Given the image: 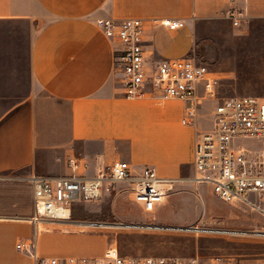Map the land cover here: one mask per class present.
<instances>
[{"label":"crops","instance_id":"1","mask_svg":"<svg viewBox=\"0 0 264 264\" xmlns=\"http://www.w3.org/2000/svg\"><path fill=\"white\" fill-rule=\"evenodd\" d=\"M231 11L241 14L239 25L264 18V0H0V264H33L16 248L33 240L43 258L103 253L91 236L41 231L27 221L28 179L70 174L71 156L85 159L87 176L125 161L133 174L148 167L172 186L193 178L195 140L211 129L217 102L202 101L185 126L183 101L126 98L114 43L96 21H181L176 31L146 27L147 63L197 60V53L200 62L202 43L235 39ZM196 95L205 96L203 84Z\"/></svg>","mask_w":264,"mask_h":264},{"label":"built area","instance_id":"2","mask_svg":"<svg viewBox=\"0 0 264 264\" xmlns=\"http://www.w3.org/2000/svg\"><path fill=\"white\" fill-rule=\"evenodd\" d=\"M241 14L231 11L234 27ZM97 27L114 43V64L122 73L124 96L129 99L158 97L176 99L187 104L182 125H193L196 107L204 100L217 101L211 129L200 133L193 148L194 183L210 187L212 195L224 203L242 204L264 219V98L253 96L217 99L209 68L193 57L164 59L147 63L144 47L146 27L176 31L181 21L164 19H128L121 22L97 20ZM203 84L205 96L197 97V86ZM248 142H261L256 151ZM70 174L31 176L33 215L27 221L35 227L42 224L69 225L75 204L104 202L126 193L141 213L153 216L172 189V180L159 178L145 167L133 174L125 161H115L84 175L87 162L83 157L67 160ZM24 250L33 264H204L196 258L122 256L108 248L99 256H64L43 258L36 252L35 240Z\"/></svg>","mask_w":264,"mask_h":264},{"label":"rangeland","instance_id":"3","mask_svg":"<svg viewBox=\"0 0 264 264\" xmlns=\"http://www.w3.org/2000/svg\"><path fill=\"white\" fill-rule=\"evenodd\" d=\"M235 29V39L202 43L206 58L200 63L212 73L217 99L264 98V18L245 19ZM198 56L197 62L202 59ZM247 145L256 151L263 143ZM79 205L83 207L71 214L73 223L40 224L38 229L91 236L101 242L99 247L103 245L101 252L114 247L122 256L197 257L204 264H264V237L248 234L264 232V219L242 204L219 201L208 186L192 179L173 185L164 204L149 217L126 193L105 202ZM74 223L116 226L79 228ZM97 250L92 247L93 253Z\"/></svg>","mask_w":264,"mask_h":264},{"label":"bare ground","instance_id":"4","mask_svg":"<svg viewBox=\"0 0 264 264\" xmlns=\"http://www.w3.org/2000/svg\"><path fill=\"white\" fill-rule=\"evenodd\" d=\"M76 227L82 228V227H115L116 225H109V224H105V225H95V224H82V223H74ZM73 226V225H72ZM74 226V227H75ZM118 226V225H117ZM94 229V228H93ZM96 229V228H95ZM185 230V229H184ZM79 231V230H78ZM80 232V231H79ZM249 235H258V236H263L264 237V232L262 233H258V232H250L248 233ZM261 234V235H260Z\"/></svg>","mask_w":264,"mask_h":264}]
</instances>
